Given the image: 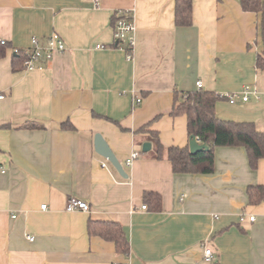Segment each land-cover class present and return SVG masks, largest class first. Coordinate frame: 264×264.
<instances>
[{
  "label": "crops",
  "instance_id": "crops-1",
  "mask_svg": "<svg viewBox=\"0 0 264 264\" xmlns=\"http://www.w3.org/2000/svg\"><path fill=\"white\" fill-rule=\"evenodd\" d=\"M118 10L133 15L131 61L114 48ZM53 32L63 53L40 70L12 69L14 50L32 38L45 45ZM0 40V264H264V203L246 195L264 186V159L252 170L243 148L219 147L211 174H174L139 131L157 132L165 149L186 146V117L170 114L175 93L197 91L199 81L220 96L254 88L257 96L221 100L215 113L264 132V69L255 66L264 17L237 0H192V24L176 27L174 0H0ZM96 135L125 178L95 152ZM145 193L159 195V209ZM70 197L89 213L66 212ZM89 220L122 226L129 255L89 236Z\"/></svg>",
  "mask_w": 264,
  "mask_h": 264
},
{
  "label": "trees",
  "instance_id": "trees-1",
  "mask_svg": "<svg viewBox=\"0 0 264 264\" xmlns=\"http://www.w3.org/2000/svg\"><path fill=\"white\" fill-rule=\"evenodd\" d=\"M218 3L223 0H216ZM243 12L253 13L264 17V0H237ZM192 24V0H174V25L189 27ZM7 45L0 46V59L4 57ZM24 50L13 51L12 69L16 71L22 67L25 58ZM255 66L264 69V51L257 55ZM224 100L220 95L210 91L197 90L194 92L175 93L172 117H186V131L188 140L196 138L205 149L191 154L188 144L184 147L170 146L164 148L157 132L142 127L139 131L148 134L147 142L153 146L152 154L155 160L164 157L171 165L174 174H201L208 175L214 168V151L219 147L243 148L247 155L249 167L257 168L260 159H264V132L256 130L251 122H235L222 120L216 116L217 102ZM23 129H33L37 126L26 123ZM62 129L72 130L69 124H62ZM247 202L257 206L264 203V186H248L246 189ZM145 202L150 203L153 209H159L160 197L157 194L145 193ZM89 236L99 237L113 243L117 254L128 256L129 243L123 227L116 222H99L89 220L87 223Z\"/></svg>",
  "mask_w": 264,
  "mask_h": 264
},
{
  "label": "built area",
  "instance_id": "built-area-1",
  "mask_svg": "<svg viewBox=\"0 0 264 264\" xmlns=\"http://www.w3.org/2000/svg\"><path fill=\"white\" fill-rule=\"evenodd\" d=\"M135 24L131 11L128 10H118L116 12L115 20L113 23V38L115 41L114 48L121 50L125 53V57L128 61L133 59V50L135 48ZM6 45L4 40H0V46ZM95 49H104L103 46L97 45ZM66 50L65 43L62 38L56 32L50 34V36L46 40L45 45H41L37 38H32L31 46L29 49L24 50L23 55L25 58L22 62V68L26 71H32L35 69L40 70L42 65L41 61H49L55 54L63 53ZM16 52V50H15ZM196 89L201 90L202 84L201 82H196ZM251 95L257 96V92L254 88L246 86L242 91L232 94H227L222 96L224 100H226L229 104H235L238 100L242 102H246ZM2 96H0V99ZM140 98L136 99V103H140ZM197 140V139H196ZM198 142V140H197ZM139 154L134 152L131 154L130 158L126 160V165H130L131 162L138 158ZM102 169H106L105 164H101ZM147 207L144 205L141 207L142 210H145ZM41 209H46L45 205L41 206ZM66 212H82L89 213L90 206L87 202L79 200L74 197H70L67 199L65 205ZM241 220L243 218L241 217ZM250 221L254 220V217H249ZM29 241L33 239L28 237ZM204 257L206 260H210L212 258V252L209 249L204 250Z\"/></svg>",
  "mask_w": 264,
  "mask_h": 264
},
{
  "label": "water",
  "instance_id": "water-1",
  "mask_svg": "<svg viewBox=\"0 0 264 264\" xmlns=\"http://www.w3.org/2000/svg\"><path fill=\"white\" fill-rule=\"evenodd\" d=\"M189 146V151L191 154H196L202 150L205 149V146L200 145L196 138H190L188 142ZM150 144L149 143H144L142 145V152L146 153L150 150ZM94 149L95 152L100 155L102 158L106 159L111 166L117 171V173L122 176L126 177L125 172L123 171L121 165L118 163L112 152L110 151L109 147L107 144L104 142V140L101 138V136L96 135L94 138Z\"/></svg>",
  "mask_w": 264,
  "mask_h": 264
}]
</instances>
